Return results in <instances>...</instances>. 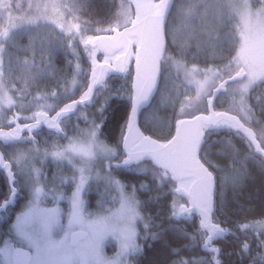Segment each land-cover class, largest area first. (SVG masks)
I'll return each instance as SVG.
<instances>
[{
	"label": "rangeland",
	"instance_id": "1",
	"mask_svg": "<svg viewBox=\"0 0 264 264\" xmlns=\"http://www.w3.org/2000/svg\"><path fill=\"white\" fill-rule=\"evenodd\" d=\"M66 3L67 0H0V22L3 23L0 27V126L14 112L21 116L23 123H29L40 112L63 110L74 91L82 87L80 83L85 78L82 64L76 59L73 80L68 86L53 92L52 99L46 93L23 94L24 90L27 93L34 87V81L28 79L38 77L37 71L27 63L22 64L23 70L18 73L11 70L20 89L16 83L7 82L3 74V42L13 33L17 38L26 34V28H37L31 32L39 41V48H49L56 43L57 37L53 30L63 33L69 53H76L74 48L81 44L79 50L85 56L86 63H91L93 70L104 69L105 76L109 71L131 72L132 98L141 107L149 102L156 91V75L161 71L166 56L161 28L166 0H149L151 7L148 8L156 19L147 25L145 31L133 28L120 34L116 40L117 49L107 54L89 46L88 42L99 35L112 36L109 34L112 30L120 32L129 28V25L136 26L139 16L137 13L135 16L133 6L128 0H120L117 18L109 25L93 31L70 15ZM228 3L229 10L238 20L240 39L233 67L222 73L212 66L186 65L174 56L167 55L163 66L166 69V83L174 80L171 76L174 71L182 79L181 83L194 91L193 96H189L182 86L186 101L180 105L177 113L175 136L170 141L150 139L134 125V108L127 123L129 149L118 163L136 166L151 161L163 171L162 175L166 179L171 178L174 183L172 185L177 194L173 203L175 215L188 219L198 216L201 229L210 238L215 236V224L212 217L209 218L205 213L207 205L199 202V199L204 192L208 193L212 176L210 172L207 174L203 171L199 164L200 142H190L189 138L199 132L203 144L209 131L223 126H232L247 134L246 130L227 122L214 126L212 118L221 112L216 110L209 113L207 107L213 90L225 79L242 71L244 79L231 84L228 94L242 93L244 96L238 100L240 103L231 104L223 111L238 116L250 127L255 119L243 105L246 104L245 94L257 83L264 82V6L254 7L252 0H228ZM33 49V45L26 48L29 58L34 55ZM168 67H172L171 73L167 72ZM105 100L100 106L95 104L94 110L81 111L77 115L78 118L87 119L89 124H76L73 134L63 146L47 150L30 142L27 137L16 144V148L21 147V150L13 158V163L17 166L25 190L29 192V199L16 214L12 233L0 248L2 264H15V254L19 248L33 254L34 261L31 264H135L133 257L143 249L140 239L146 240L151 235L135 191L127 190V184L112 172L119 151L103 141L100 124L96 120V115H100L104 109ZM257 141L264 152V132L257 135ZM252 145L257 151V147ZM65 166L75 172L74 189L69 197L60 190L64 182L60 176ZM50 169L58 176L56 186L49 185L47 181L46 173ZM90 186L104 191L103 205L96 203L92 211L87 210L84 203V194L89 192ZM36 188L41 189L39 198L35 193ZM246 227L256 234L263 233L264 221ZM76 231L84 232L87 237L74 247L70 240ZM207 245L209 251L214 250L212 245ZM195 264H207V261L197 260Z\"/></svg>",
	"mask_w": 264,
	"mask_h": 264
},
{
	"label": "trees",
	"instance_id": "2",
	"mask_svg": "<svg viewBox=\"0 0 264 264\" xmlns=\"http://www.w3.org/2000/svg\"><path fill=\"white\" fill-rule=\"evenodd\" d=\"M252 4L254 7L264 6V0H252ZM119 5L120 0H67L66 3L70 15L93 31L114 21ZM229 7L228 0H175L165 24L167 53L186 65L212 66L226 73L233 67L240 45L238 20ZM36 29L26 28L28 32L18 38L13 33L3 42L4 77L7 82L16 83L11 70L18 73L23 70L22 64L27 63L37 71L38 77L28 79L34 81V87L27 93L24 90L23 94L46 93L52 99L53 92L68 86L73 80L77 59L82 64L85 76L80 86L84 85L85 89L78 87L68 104L62 108L70 111L71 104L86 97L83 96L90 82V65L79 50L81 44L74 48L76 53L70 54L66 47V37L56 30H53L57 37L56 43L49 48H39V41L31 32ZM31 45L34 46V55L29 58L26 48ZM172 71V67H168L167 72ZM165 72L166 69H162L157 91L138 117V125L144 134L159 141H170L174 136L179 107L186 101L182 86L189 96L194 93L192 88L181 83L182 79L174 71L171 75L174 80L166 83ZM95 91L90 103L79 106L67 116H60L56 122L52 119L63 110L44 113L46 117L42 125L38 123L36 115L35 120L29 123H23L19 118L17 124L10 127L0 126L1 137L5 139L6 133L12 130L22 135L18 139L12 138L9 144L0 138L3 159L11 165L19 190L14 206L8 212H0V248L12 233L16 214L28 200L29 192L25 190L17 166L13 163V158L21 150V147L16 148V144L25 137L47 150L63 146L73 134L76 124H89L87 119L78 118L77 115L81 111L94 110L95 104L100 106L104 97H107L104 109L100 115H96V120L100 124L101 138L118 149L117 162L121 161L124 156L122 143L132 111L131 77L123 73L111 74ZM242 96V93L229 95L227 90L216 98L214 108L218 111L228 109L231 104L240 103L238 100ZM245 100V109L250 110L255 119L250 127L256 135H260L264 132V82L253 86L245 94ZM204 139L199 159L214 177L215 192L210 215L220 229V232L216 231L214 239L208 242L213 251L207 249L206 234L201 229L198 216L188 219L175 215L173 203L177 194L173 181L171 178L166 179L162 175L163 171L151 161L131 167L113 166L115 177L127 184V190L135 191L151 235L146 240L140 239L143 251L133 257L135 264H180L182 257L197 258L190 261V264H195L201 258L207 259L209 264H264V232L256 234L245 227L248 223L264 221V157L255 151L245 134L232 126L213 129ZM74 176V170L65 166L60 176L64 179L63 189L60 190L66 197L74 189ZM46 177L49 185L56 186L58 176L53 169L47 171ZM88 191L84 200L86 209L92 211L96 203L102 204L104 191L96 187H90ZM9 195V182L3 169L0 170V202L8 199ZM141 230L144 233L143 228Z\"/></svg>",
	"mask_w": 264,
	"mask_h": 264
},
{
	"label": "water",
	"instance_id": "3",
	"mask_svg": "<svg viewBox=\"0 0 264 264\" xmlns=\"http://www.w3.org/2000/svg\"><path fill=\"white\" fill-rule=\"evenodd\" d=\"M131 5L134 8L135 11V16L136 13L139 16V23L136 26H131L128 29H125L122 32H118V31H113V35H104V36H99L96 37L95 39L91 40L88 42L89 46L95 47L96 49H100L104 54H107V52H109L110 50H116L118 45H117V38L120 34H123L124 32H126L127 30H131L133 28H140L143 29V31L146 30L147 25L150 24L151 21L155 20L156 17H154V15H152V13H150V10L148 7L150 6L149 0H129ZM167 1V6L165 8L164 13L161 15V28H162V32H163V38L165 40V24L167 21V18L171 12L172 6L174 4L175 0H166ZM116 32L118 34H116ZM165 44H166V40H165ZM166 47V45H165ZM124 73V71L119 72V71H109L107 72L106 75H111V74H122ZM244 74L241 71L240 73H238L237 75L233 76L231 79H227L223 82H221V84L218 85V87L216 89H214L213 91V95H212V99L209 101V107H208V111L209 113H214L216 112L214 110V102L216 100V98L218 96H220V94L222 92L225 91V88L228 84L235 82L237 79H241L243 78ZM159 78H160V72L157 73L156 75V83H157V87L159 84ZM103 79H105V70L101 69V70H97V69H92L91 72V77H90V85L89 88L87 90V94L85 99L81 100V101H77L74 102L73 104L70 105V111L68 110H63L60 111L56 114V116L52 119L53 122H56V120L60 117V116H67L69 115L71 112L75 111L79 106H85L86 104L90 103L91 99L94 97V94L96 93L95 90H97L98 86L103 82ZM157 91V88H156ZM156 91L154 92V94L152 95L151 98H153V96L155 95ZM150 98L149 102L145 105V106H140L139 103L137 102V100L135 101V99L132 102V110L135 108V114H134V125L139 127L138 125V117H139V113L140 111L145 108L150 101L152 100ZM132 112V111H131ZM217 114V113H216ZM46 117V114L44 113H40L38 114V123L39 124H44L43 120ZM17 120L18 118L14 119V121L12 123H9V125H13V124H17ZM212 122L215 124L214 126H216L217 124H219L220 122H227L229 124H234L236 126H238L241 129H244L247 131V136L249 138V140L252 142V144L255 145V147H257V152L260 153L262 156H264V152L260 149V144L259 142L256 140V134L255 132L246 127L245 125H243V123L240 121L239 118H237L236 116H232L231 114L228 113H218V115H215L212 118ZM213 127V126H212ZM48 128H52L50 126H48ZM140 128V127H139ZM19 129V128H18ZM1 132V131H0ZM20 132H16V131H8V133H6V139L5 137H1V133H0V138L5 142V144H9L11 139H18L20 138L22 135L19 134ZM176 133V132H175ZM175 136V135H174ZM129 137H130V132L127 130L126 136L124 138L123 141V150L124 152L127 154L128 149H129ZM149 137V136H148ZM150 139H153L151 137H149ZM174 138V137H173ZM172 138V139H173ZM171 139V140H172ZM180 138H178L179 140ZM190 142H196L199 141L200 145H199V150H198V154L200 153V151L202 150V138L200 137L199 132L198 133H193L190 136ZM155 140V139H153ZM181 140V139H180ZM171 144L173 142H170ZM3 155L0 149V167H2L3 165H6L7 163H5L4 159H3ZM199 164L202 165L203 167V171H205L207 174H210L209 170L207 169V167L199 160ZM117 167H125V166H130L128 164H119V165H115ZM6 172L8 171V169H4ZM12 172V169H11ZM212 176V174H210ZM214 187H215V183H214V177L212 176V184L210 185V187L208 188V193H203L199 199V202L204 203L207 205L208 210L205 212L207 213V215L210 218V213L212 212V207H213V194H214ZM184 213H186V210L184 211ZM183 213V215H184ZM213 231L215 232L216 235V231L220 232V229L218 228V226H213ZM85 238V234L83 232H78L75 233L72 237V245L76 246L79 241L83 240ZM211 238L214 239V236H212ZM210 237L207 238V242L206 245L208 244L209 240L211 239ZM32 261V254L31 252L25 250V249H18L16 252V258H15V264H29Z\"/></svg>",
	"mask_w": 264,
	"mask_h": 264
},
{
	"label": "snow or ice",
	"instance_id": "4",
	"mask_svg": "<svg viewBox=\"0 0 264 264\" xmlns=\"http://www.w3.org/2000/svg\"><path fill=\"white\" fill-rule=\"evenodd\" d=\"M53 155H59V153H53ZM5 168L8 169V171L6 172V176L9 182L10 195L8 196V199H5L4 201L0 202V212H8L10 208L14 206L16 196L19 194V190L16 187V176L15 173L11 172V165L10 164L3 165L2 167H0V170H3ZM35 193L37 198H39L41 189L36 188ZM157 246L158 245H153V247H157ZM196 259H197L196 257H182L180 264H190V261H195Z\"/></svg>",
	"mask_w": 264,
	"mask_h": 264
},
{
	"label": "bare ground",
	"instance_id": "5",
	"mask_svg": "<svg viewBox=\"0 0 264 264\" xmlns=\"http://www.w3.org/2000/svg\"><path fill=\"white\" fill-rule=\"evenodd\" d=\"M259 222H261V221H259ZM257 223V222H256ZM251 224H255V223H251ZM248 225H250L249 223H248ZM247 225H245V227H246ZM247 228V227H246ZM248 229V228H247ZM252 231V230H251ZM254 232V231H253ZM255 233V232H254ZM260 234V233H259ZM202 259H204V258H201V259H199V260H202ZM204 260H206L207 261V264L209 263V261L207 260V259H204Z\"/></svg>",
	"mask_w": 264,
	"mask_h": 264
},
{
	"label": "flooded vegetation",
	"instance_id": "6",
	"mask_svg": "<svg viewBox=\"0 0 264 264\" xmlns=\"http://www.w3.org/2000/svg\"><path fill=\"white\" fill-rule=\"evenodd\" d=\"M34 258V257H33Z\"/></svg>",
	"mask_w": 264,
	"mask_h": 264
}]
</instances>
